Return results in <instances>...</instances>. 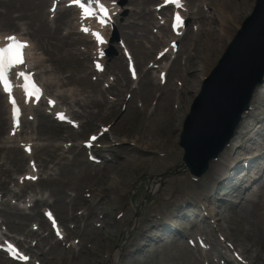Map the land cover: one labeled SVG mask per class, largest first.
I'll return each mask as SVG.
<instances>
[{
    "label": "bare ground",
    "instance_id": "bare-ground-1",
    "mask_svg": "<svg viewBox=\"0 0 264 264\" xmlns=\"http://www.w3.org/2000/svg\"><path fill=\"white\" fill-rule=\"evenodd\" d=\"M113 1H117L119 2V0H113ZM48 0H0V8H1V13H0V18L1 20L5 21V20H10L11 23H14L15 21H20L23 22L24 25L26 26V28L28 30H30V33H33L35 35V39L38 40V45L41 49V53L39 54H35L32 57H29V64H31L33 69H40L41 71L39 72L41 76H43L45 73H49V77L51 76V66H45V63H49L50 62V58L52 57H56L57 59L54 60V63H59L63 60H66L68 57H70L71 59H74L75 56L77 55V51L75 50V54L73 53V51L70 49L72 46L76 45L78 42L74 41L72 39V36H76V33L73 32H69L67 30V28L72 29L73 28V20L70 21L69 16L71 14V10H64V11H58L56 12V16L54 17V20H49L47 15L43 13V9L45 8V6L47 5ZM129 2L131 3V0H129ZM238 1L235 0H227L224 1V4L221 6V14L224 13V15H222L223 19H225L224 21L221 20V29L219 30V32L217 33L211 28L207 29V35L208 37H210L211 39H215V37H217L218 40L222 41L223 37H228L229 38V34H230V28L227 27L229 21L231 20L232 15L233 16H238ZM118 8V7H117ZM138 6H136V9H132L130 11L128 20L130 19L131 21L127 24L124 25L123 29L126 30L125 32V40L127 42V44L130 43L131 39H133L132 37L135 36L134 33V26L139 24L141 21V18H143L142 15H139L138 11ZM120 11H122V9H119ZM228 10V11H227ZM70 13V14H69ZM17 14V16H13ZM69 14V15H68ZM76 20V18H75ZM150 22L147 23H143L142 26L145 27L146 25H149ZM227 24V25H226ZM66 31V33H65ZM162 33H163V37H169V30H167L166 28L162 29ZM142 38H146L145 35H142ZM163 39V38H162ZM81 40L86 41L85 37L82 36ZM89 42V41H88ZM164 40H160L159 38H154L151 41V46L152 47H156L157 45H159L160 43H163ZM213 45H210V47H212ZM183 55L188 54L187 59L192 60L193 56L189 53L191 51V48H189L187 46V44H183ZM37 49V48H36ZM37 51L40 52V50L37 49ZM143 51V50H142ZM145 51H143V55H145ZM48 56L49 59H45L43 58L44 56ZM80 56H83L81 53H78V58ZM70 59V60H71ZM76 63V62H75ZM121 58L118 57L116 59H114V61H112L109 64L108 70L111 73H114L116 78V82L114 86H111L110 89L108 91H103L100 88H97V86L95 85V87L97 88L96 92L98 94H90L89 92H87L89 99H91L93 102L97 101L98 97H102L104 96V94L106 92L112 91V92H116V96H120L122 92L128 91L129 88V84L131 83L129 81V79L127 78L126 74L124 73V71L121 68ZM73 66L76 68L77 66L80 67L79 63L73 64ZM200 67V66H199ZM206 70V69H205ZM171 73H173L175 75V77L180 78H186L188 76H190V79H194V77L196 76V70H195V74L193 72H190L189 70L185 69L180 70V66L176 64V62L174 63V67L170 70ZM88 74L89 72H87L86 70H84V74L77 76L76 74H71L69 75V77L67 78V80H71L73 81L75 84H77L78 86H82L83 88H87V89H92V85L89 82L88 79ZM142 74V75H141ZM152 72L150 70H146L145 72H141L140 73V77L138 79V87L136 89V96L139 97L140 102L142 103V107L143 110H146V106L148 107L149 105V100L156 98V91L158 89H161L162 87L156 83V81L154 80V78L152 77ZM55 79V78H54ZM52 78H49L45 81L46 85H49V88L52 87H57V85L60 82H63L66 80L65 79H58L56 82L55 80ZM178 79V80H179ZM189 89V88H188ZM191 90V89H189ZM161 95L158 98V103L160 102H164L165 104L169 105L173 100H176L177 98H179V93L177 91V89L172 86L171 88L167 89L166 91H163V89H161ZM81 92H85V91H81ZM58 98V96H55ZM61 97H64L61 96ZM60 98V97H59ZM58 98V99H59ZM72 98V96L70 97ZM74 101H77L76 99H74ZM105 104H107L108 102L106 100ZM120 100L117 99L115 104H117ZM112 105L111 107H115L116 105ZM0 105L3 106V110L5 111L4 113H0V118L3 116L5 117V113L7 114V125L11 126V121H10V111H8V109L6 108L3 98L0 95ZM84 106V105H83ZM136 108L135 106H132L131 104L128 106V111L132 110ZM1 111V109H0ZM145 115L148 117V111L145 112ZM93 115L90 114L88 117L91 118ZM29 122H27L28 124ZM246 125V124H245ZM243 125V127L245 126ZM31 126H28L27 129H30ZM263 127H264V122H263ZM169 128V127H168ZM245 130V134L242 138V141H244L246 139V133L248 131L253 130V127L250 126H245L244 128ZM144 136L139 137V139H136V142H139V144H141L142 140L146 139V148L149 146L148 143H151L153 140H162L165 137V131L163 129H159V128H154V127H146V131L143 134ZM147 136V137H145ZM234 141L235 143H233L231 146L235 145L238 142ZM5 144H9L11 143L10 138H5L4 139ZM2 145L1 149L2 150H6L7 152L5 153L6 155V162L7 163H11L14 168H22V164H24V160L26 159L25 157L19 155V151L14 148V147H8L6 145ZM239 151H241V147L238 146L237 148ZM38 150L35 151V158L38 152ZM10 152L14 153L11 154ZM230 152V153H229ZM249 153H252L253 150L250 149L248 150ZM262 153V152H261ZM47 155V154H45ZM236 154L232 153L231 147L224 153V155L222 156L223 162H214L210 164V172L209 174L211 175L209 177V179H212L213 176H219L221 174V172L223 171L222 169L225 167V173L230 172L232 170L237 169L235 167V165H231L233 162H237V160H234V156ZM233 157V159L231 158ZM38 159L41 161L42 165L45 166L46 165V158H41L40 156H38ZM234 160V161H233ZM263 160V158H261L260 156L258 158H254L252 157L249 161V164H256L257 161H261ZM4 165V162L0 165V192H4V191H8L4 182L1 181V177H3L5 174H8L9 171L6 170L5 172L2 171V167ZM41 165V164H40ZM41 165V167H42ZM260 166H258L256 168V170L254 171V173L252 171H248L246 173H243L244 175L240 178L237 179L238 181L241 182H245V181H249V179H254L253 175L254 174H258L259 170H260ZM213 175V176H212ZM233 177H236V172L233 174ZM228 179V178H226ZM225 179V180H226ZM236 180V179H235ZM47 181L52 182L53 179H48ZM190 180H186V182H183L185 184H187L188 187H193L197 190H200L201 187L203 186V183L201 184H190ZM193 182V181H192ZM234 188H238L237 184L233 185ZM261 189L259 190V192L255 195V199L251 198V193L249 194V197L247 196V200L244 201L245 204L247 205V210H246V217L247 220L254 226V233L256 235V238H258L260 241H264V227H263V209H264V191L262 192V194L259 196ZM9 193L13 194V196H17L16 193H14L13 191ZM242 194V193H241ZM7 201H4L3 204L7 205L6 203ZM41 203L42 205L46 206L48 205V202L44 199H36L35 201V205L34 208L37 207V204ZM58 204V205H55ZM53 206L55 208H60L61 203L58 201L57 203H55ZM8 206V205H7ZM213 214V212H211ZM38 221H40L42 223V220L40 219L39 216H37ZM21 234L23 236V240L24 243H29V241H27L28 239L33 240L38 238L39 243L37 242V244L35 245V247H37V249L41 248V246L46 242L45 238H40L39 235H35L32 232H26V231H21ZM48 239V238H47ZM141 239L143 241H146L147 243L149 242V240H147L146 235H141ZM55 247V245L52 246V248ZM27 252L30 253L31 255H33L34 257H36L35 252L33 251L32 247L30 245H28L27 247ZM117 253L115 252V254L112 256V259L110 260L111 263L110 264H114L115 259H116Z\"/></svg>",
    "mask_w": 264,
    "mask_h": 264
},
{
    "label": "rangeland",
    "instance_id": "rangeland-1",
    "mask_svg": "<svg viewBox=\"0 0 264 264\" xmlns=\"http://www.w3.org/2000/svg\"><path fill=\"white\" fill-rule=\"evenodd\" d=\"M186 1L188 2L191 8H193L195 5L200 4V0H186ZM214 1L215 0L208 1L211 8L214 5ZM238 6H239L238 14L240 16V14H242L245 11V8L242 7L241 5H238ZM205 8L206 7H204V4L201 5V9L203 13L205 12ZM211 8L209 9V11H211ZM210 26L216 27L217 22L210 24ZM197 37L199 38L198 52L200 56L206 52L205 46H207L209 40H208V37L204 33L200 34ZM216 44H217L216 40H214L213 43L212 42L210 43V45H214V47L216 46ZM212 48L213 47H211V49ZM62 71H66V70H62ZM260 100H264V96H260ZM165 115H166V112L160 108L159 111L157 112L158 117L155 118L156 123H160V122L163 123L164 122L163 118L165 117ZM121 117L122 116L118 114L116 116V122H119ZM134 120H135L134 115L131 116L130 118H125L121 120L115 128L114 134L117 135L118 133H121V132H128L131 129H134V132H136L138 130V127L136 124H134ZM37 133H38V136L36 137L41 138L40 140H38V143L42 144L44 147L49 146V145L60 144L61 143L60 136L65 134L60 129L55 128L51 126L50 123H45V122H44V125H42V128L39 131H37ZM173 133L175 135L174 136L175 141L173 142H176L178 132L175 129V132ZM4 135H5V132H4ZM0 136H2V131L0 132ZM71 138H74V137L71 136ZM124 147L125 146H122L123 149H121L120 151V154L122 156L126 155ZM169 148L170 147L166 148L164 151H161V152L172 151V149H169ZM173 153H176V152H173ZM83 163H86L85 157H77V159H75L72 162V166H71V170H74L75 175H73V172L71 170H67V168H64L63 170L59 171V175L55 177V182L52 185H49V186L39 185L37 192L48 193L49 196L53 197V199L54 198L63 199V198H66L67 193H71L70 191H68V186L70 185L75 186L79 184L85 189H87L90 186L99 187V188H105V187L107 188L108 186L112 185L117 188L114 194L116 195V201H118L119 199L117 197L118 190L120 188L122 189V191H127L128 189H130L128 188V183L131 180H133V175L137 176L139 171H141L142 167L146 165V163L144 162L138 163L134 159L127 161V162L124 161L125 168L122 174H119V172L116 169H113L112 173L110 174L111 178L107 176L106 180H104L103 182H96V180L93 177L89 176V174L91 173L90 167L86 166ZM148 164L150 165L152 169H155L157 171L156 173H158V176H159L162 173H164L168 168L174 169L175 167H177V165L179 164V160L174 159V157H170L164 161L155 159L152 162L149 161ZM158 176H153L152 178L157 180ZM80 177H84L82 182L78 180L80 179ZM178 183L179 182L177 181V182H173L172 185H167L165 187V192L168 193L170 191L171 192L176 191ZM162 185L165 186V183H163ZM99 202L101 203L102 200H100ZM218 211L224 212V209H221V210L219 209ZM129 213L131 214L132 210H130ZM59 216L60 218L63 219L65 217L64 212H60ZM30 223L31 222L29 221L26 224L28 230H29ZM221 225L223 228L222 232L224 233V235L229 241H231L234 245L241 248L242 250L246 249L247 255L253 259L255 264H264V251L260 252L259 247L261 245H259L258 242H256V240L253 238V235L251 233V226L243 218V214H240L239 209H233V208L229 209L228 207L227 214L224 215ZM10 227L12 229H15L12 223L10 224ZM78 233H83V232L79 231ZM94 234L96 235V233ZM115 235H116V232H115ZM83 240H85L84 237H83ZM94 240L95 242H93L92 247L100 251L101 253L102 250H105V248H108L109 250H111L114 246H116L119 240V236H114L112 240H109V239H104L101 236L98 237L97 235L94 238ZM116 240H117V243H116ZM185 250L186 249L185 247H183L182 243H176V242L166 243L163 246L162 245L160 246L159 253L156 252L157 250H155L154 252L150 254L151 259L149 261H151L152 264H195L193 262L192 257L189 256L188 252H186ZM68 258H69V255H66L63 258V261L61 264H88L89 262L93 263L92 258L84 250L82 251L80 255L76 254L74 259L68 261Z\"/></svg>",
    "mask_w": 264,
    "mask_h": 264
},
{
    "label": "snow or ice",
    "instance_id": "snow-or-ice-1",
    "mask_svg": "<svg viewBox=\"0 0 264 264\" xmlns=\"http://www.w3.org/2000/svg\"><path fill=\"white\" fill-rule=\"evenodd\" d=\"M170 2L176 3L177 6H179V0H170ZM81 7H83L81 5ZM54 10V9H53ZM100 12L102 14V17L100 18L99 22L103 25L105 23V19L104 17H107L108 15V11L107 9L100 7ZM86 14H90L88 13V10H85ZM177 22H179V17L176 18ZM82 31L87 32V29H82ZM93 35L96 36V40L98 43L102 44L103 43V39L101 38V36L98 33H93ZM8 45L6 47H2L0 48V83L3 84L4 90L6 92H10V88L11 85L9 84L8 80L6 79V74L7 72L12 69L13 67L17 66V65H21L24 63V59H23V50L27 48V44L25 43H20L16 41L15 37H8ZM19 75L24 77L25 80V93L26 95H28L30 98L33 95L39 96V89L35 86V84L33 83L31 85L32 91L29 92L28 88L29 85L27 83L28 81V76L25 75L23 72H20ZM133 78H135V72H133ZM13 103V112H14V119H16V112L18 111L15 108V101H12ZM61 119H63V117H61ZM93 140H95V137L92 138ZM31 179V178H29ZM49 219H52L51 214H49ZM53 226H55V221H53ZM57 235L59 236V232H57Z\"/></svg>",
    "mask_w": 264,
    "mask_h": 264
}]
</instances>
